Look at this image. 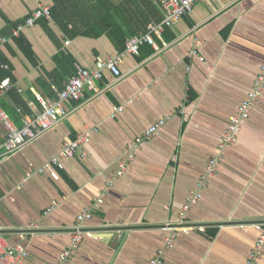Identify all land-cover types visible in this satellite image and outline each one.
<instances>
[{
    "label": "crops",
    "instance_id": "obj_1",
    "mask_svg": "<svg viewBox=\"0 0 264 264\" xmlns=\"http://www.w3.org/2000/svg\"><path fill=\"white\" fill-rule=\"evenodd\" d=\"M89 1L63 0L52 15L53 0H0L7 39L0 58L8 65L0 85L11 83L0 90V110L16 127L21 115L33 119L41 110L37 96H56L70 62L76 73L120 58L119 77L104 69L97 91L86 89L56 126L0 160V234L27 252L16 264H57L84 210L92 218L82 222L85 235L67 264H149L171 233L160 264H243L264 228V91L236 141L221 150L197 204L184 219L180 212L264 63V0H198L136 54L125 43L164 18L160 0H102V22L86 10ZM40 4L50 7L49 18L14 36ZM105 4L117 7L123 43L105 25ZM158 119L165 120L159 133L117 175L127 144ZM86 132L78 153L55 168L57 178L39 171ZM5 133L0 120V140ZM255 264H264V247Z\"/></svg>",
    "mask_w": 264,
    "mask_h": 264
},
{
    "label": "built area",
    "instance_id": "obj_2",
    "mask_svg": "<svg viewBox=\"0 0 264 264\" xmlns=\"http://www.w3.org/2000/svg\"><path fill=\"white\" fill-rule=\"evenodd\" d=\"M196 1L198 0H160L159 3L161 9L164 11V18L158 23L148 24L145 32L130 37L125 43V51L127 53L136 54L138 53L139 47L144 43L154 46L155 41L153 35H159L164 28L173 25L182 16L190 14ZM49 16L50 7L46 4L38 5V7L34 9L22 23H19L13 29V35L18 36L25 27L32 26L37 19L49 18ZM6 40L7 39L5 37L0 38V46ZM119 60L120 58L118 56H108L102 58L99 60L97 68L94 70L87 69L83 66H76V73L67 80L61 90L57 91L56 97L47 98L37 96V100L41 105V110L33 119H27L25 116L21 115L22 124L20 127H16L7 115L0 110V120L6 129V133L0 140V160L7 158L9 155L20 150L45 131L56 126L60 119L70 113L71 108L69 106L83 97L86 89L97 91L96 81L102 77V71L104 69H109L115 77H119ZM0 68L8 69V65L0 62ZM10 88L11 83L8 79L3 81L0 85V90H9ZM263 91L264 63L260 66L247 96L238 105L237 113L232 115L227 122L225 132L223 133V137L219 143L218 152L209 159L205 171L201 174L197 181L196 191H194L186 199L180 212L181 219L185 218L189 210L196 205L201 198V189L206 185L208 177L217 173L221 150L226 145L232 144L236 141L237 135L241 131L243 123L249 117L250 108L256 104ZM120 110L121 107L117 109V111ZM17 111L19 112V110ZM164 124V119H158L127 144L126 150L118 159L117 175L121 176L126 171L130 162H132L135 158V151L140 147L141 143H143L144 140L157 135ZM89 135V132H86L65 143L58 153L53 155L43 165V167L39 169V171H48L52 177L57 178L55 168L62 169L64 167L63 160L71 158L78 153L81 144L89 138ZM101 202L102 199H97L95 206H99ZM91 218L92 213L89 210H84L77 215L75 226L72 230L68 231L70 245L60 253L57 264L68 263L71 252L78 248L79 243L85 235V232L81 229L82 222ZM166 227L170 228V225H167ZM174 236L175 235L171 233L167 237L164 245L160 247L155 256L150 259L149 264L161 263L162 255L165 250L172 245ZM263 247L264 228L256 240L254 249L246 257L243 264H255L261 257ZM25 256H27V252L22 245H11L0 234V264H16V261L20 257Z\"/></svg>",
    "mask_w": 264,
    "mask_h": 264
},
{
    "label": "trees",
    "instance_id": "obj_3",
    "mask_svg": "<svg viewBox=\"0 0 264 264\" xmlns=\"http://www.w3.org/2000/svg\"><path fill=\"white\" fill-rule=\"evenodd\" d=\"M61 1H63V0H53L54 5H53V7L51 8V14H52V15H53L54 13H56L55 10L57 9V7H59L58 12L61 11L62 7H64V4H61ZM66 1H71V3H72L73 0H66ZM76 4H77V1H76ZM104 8H105V11H104V12L106 13L105 15H108V13H109V15H110L111 22H109V23H105V25H107V28H108V26H109V31H111V33H112V38H113V40H114L115 42H118V44H119L120 42L123 43V42L125 41V38L122 37V34H121V33H120V35L118 34V32H117V27H119V26H118L117 23L114 22V20H113L114 15L117 13V7H115L116 10L113 11V10H110L109 8H107V7H106V4H105ZM86 10H89V11H90V14L93 15V17H94L97 21H99V22H102V21H103V19H102V17H101V14H102L101 11L103 10L102 0L89 1ZM104 18H105L104 22L107 21V20H106V17H104ZM16 25H17V24H16ZM113 33H114V34H117V36H114ZM2 61H3V60L0 58V62H2ZM66 69H67V73H68V75H67V76H68L67 79L70 78L71 76H73V75L75 74V68L72 67L71 62H70V64H68V65L66 66ZM5 76H6V72H4L3 70H0V82H1V80H2ZM51 86H52V85H51ZM63 86H64V85L60 86V87L58 88V90H61V89L63 88ZM45 88L51 90V88H50V84L46 85ZM51 91H52V90H51ZM8 94H9L10 98L14 101V103H15L16 105H18V100L16 99V97H15L13 91H9ZM55 97H56V96H55ZM51 98H54V97H51Z\"/></svg>",
    "mask_w": 264,
    "mask_h": 264
}]
</instances>
